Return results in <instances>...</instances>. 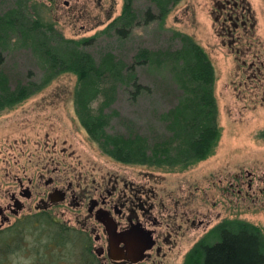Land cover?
Returning a JSON list of instances; mask_svg holds the SVG:
<instances>
[{
	"label": "rangeland",
	"instance_id": "374dc122",
	"mask_svg": "<svg viewBox=\"0 0 264 264\" xmlns=\"http://www.w3.org/2000/svg\"><path fill=\"white\" fill-rule=\"evenodd\" d=\"M247 2L256 23L254 37L264 41V0ZM33 6L36 12L34 18L52 24L54 31L64 39H90L88 45L78 50L89 54L97 66L107 59H113L117 64L115 76L114 72L112 75L105 74L99 84L94 85L98 93L88 104L91 114L96 116L101 110L106 116V136L134 139L133 145L148 152L161 141H167L171 159H177L176 154L180 151L184 153L187 139L191 140L196 131H184L192 122L191 119L181 121L183 117L177 119L180 128L179 124L173 129L171 127V116L177 111L183 112L181 102L187 99L191 101L193 94L188 92V84L181 86L185 81H182L179 67L166 61V55L183 51L185 46L182 39L189 37L209 58L214 71L212 94L216 104L215 127L219 134L211 156L190 167H184L179 162L175 169L141 165L128 166L127 169L152 172L174 185H197L206 191L202 195V209L209 208V200L204 198H210L213 190L207 187L219 175L253 166L264 169V142L260 137L264 128V111L252 112L245 108V99L237 98L232 91L233 85L229 80L237 81L229 78L232 57L216 37L215 24L209 16L211 0H181L170 7L165 19L149 23L144 21L145 12L151 8L155 14L157 9L151 0H136V21L124 37L116 35L114 31L102 33L121 14L122 0H0V17L18 12L23 7L32 9ZM7 38L5 47L0 49L3 57L0 70L8 80L9 88L15 90L29 83L49 81L40 92L33 93L28 100L11 108V123L24 125L27 128L24 135L31 129L39 130L43 135L50 132L52 127L56 128L52 133L59 137L66 135L68 144L85 161L111 166L120 163L107 156L80 124L73 91L84 86L78 84L77 77L67 73L51 77L49 64L34 38L26 35ZM50 44L58 53L73 48L56 42ZM142 51L148 54L145 61L137 58ZM132 82L139 86L137 91L131 86ZM111 87L114 91L107 92ZM107 96L113 99L109 101ZM192 105L184 110L188 118L195 115L196 102L193 101ZM196 129H199V123ZM178 158L184 159L181 156ZM228 215L251 220L254 224H264L262 211L247 212L240 204L234 205ZM30 230L24 231L23 238L18 237L25 248L9 253L8 264H28L32 260L33 256L27 249L34 241ZM15 241L11 244L18 243ZM68 248L67 255L62 253L64 257L61 255L59 264H82L77 246L68 244Z\"/></svg>",
	"mask_w": 264,
	"mask_h": 264
},
{
	"label": "flooded vegetation",
	"instance_id": "af4514ba",
	"mask_svg": "<svg viewBox=\"0 0 264 264\" xmlns=\"http://www.w3.org/2000/svg\"><path fill=\"white\" fill-rule=\"evenodd\" d=\"M209 16L219 44L232 57L229 78L237 80H229L232 91L245 99V108L264 111V41L254 37L249 3L211 0ZM209 101L213 108L196 107L200 142L217 130L212 92ZM11 108L0 107V245L36 227L39 215L67 227L70 244L92 264H205L209 252L233 237L234 219L251 224L264 239V224L228 215L237 204L264 213V169L219 175L208 184L213 193L204 198L209 208L202 209L206 191L197 185H174L152 172L127 169L133 165L85 161L66 135L52 133L56 128L24 135L27 128L10 121ZM260 137L264 142V128Z\"/></svg>",
	"mask_w": 264,
	"mask_h": 264
},
{
	"label": "trees",
	"instance_id": "16d2710c",
	"mask_svg": "<svg viewBox=\"0 0 264 264\" xmlns=\"http://www.w3.org/2000/svg\"><path fill=\"white\" fill-rule=\"evenodd\" d=\"M135 1L122 0L121 14L102 33L114 31L116 35L124 37L136 21V13L134 11ZM180 1L151 0L157 9V13L153 14L151 8H148L145 12L144 21L149 23L155 20L165 19L170 7L177 5ZM33 14L36 15L34 6L32 9L23 7L18 12L13 11L6 16L0 17V49L3 48L2 46L5 47L7 37L30 36L35 39L44 59L48 62L51 77H57L65 73L76 76L78 84L84 86L73 91L76 112L80 124L90 138L99 143L101 150L107 156L127 165L157 166L158 168L167 166V168L175 169V166L179 162L184 167H190V165H193L197 161L203 160L210 153L219 135L215 129L211 130V137L209 132L206 136H202L203 138H210L208 141L200 142L197 140L198 138L196 139L195 132L191 140L187 139V148L184 153L180 151L176 154L177 159H171L169 157L170 153L167 141H161L148 152L144 148L133 145L134 139H123L118 136L108 138L104 131L108 122L106 116L101 113V110L96 116L91 114L92 112L88 104L98 93L94 85H98L99 80L105 74L112 75L114 72L115 76L117 64L113 59H107L103 61L102 65L97 66L89 54L78 50L81 46L88 45L91 41L90 39H64L57 31H54L52 24L41 22V19L38 17L34 18ZM41 36L43 39H41ZM182 40L185 46L184 50L169 53L165 59L179 67L184 79L182 81H185L181 86L184 87L185 84L189 85V89L187 90L193 94V99L191 101L187 99L184 103L181 102L183 104V112L177 111L171 116V127L172 129L175 128L179 124L177 119L183 117L184 119H181V121L191 119L190 121L192 122L187 130L184 131L188 132V130H192L191 132H193L196 131V116L198 112L194 109L195 115L188 118L189 116H186L187 112L184 110L190 108L193 101L196 102L195 108L201 105L213 108V104L209 100L210 93L212 92L214 71L209 58L202 48L196 45L189 37H185ZM52 42L73 46V48L68 49L67 52L60 50L58 53L54 47L50 46ZM1 51L0 69L3 64ZM137 58H139L138 60L143 59L145 61L148 58V54L142 51L138 54ZM156 61L158 64L160 63L159 59ZM7 82L8 80L1 74L0 70V107H14L28 99L33 93L40 92L49 83L48 80L43 81L41 84L29 83L27 86H19L17 89L11 90ZM131 86L135 88V91L139 88L134 82H132ZM113 91L114 88L111 87L107 92L110 93ZM107 98L109 101L113 99L111 96H107ZM178 128H180V124ZM190 153L195 157L193 161L187 157ZM180 156L184 157V159L181 158L180 160L178 158ZM37 223L38 225L36 227L30 226L31 228H28L32 231L29 234H33L34 237L33 245L27 247L33 256L28 264H37V261L39 264H59L62 260V253L67 255L68 244L72 241L70 231L67 227L54 223L47 215H39L37 217ZM233 233L234 235L230 238V241L226 243L223 240V248L219 246L221 248L211 253L209 252L206 255L205 264H264V239L259 236V238L256 237L259 234L257 228H254V226L244 221L234 219ZM21 238L23 237L21 236ZM16 241L18 243L13 245H0V264L10 263L8 261V254L13 253V250L20 251L25 248V246L23 247L22 240L17 239ZM80 261L82 264H92L89 256L82 257Z\"/></svg>",
	"mask_w": 264,
	"mask_h": 264
}]
</instances>
